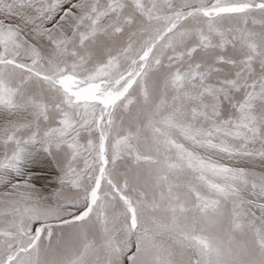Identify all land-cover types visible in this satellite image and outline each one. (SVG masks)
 Masks as SVG:
<instances>
[{
    "label": "snow or ice",
    "instance_id": "1",
    "mask_svg": "<svg viewBox=\"0 0 264 264\" xmlns=\"http://www.w3.org/2000/svg\"><path fill=\"white\" fill-rule=\"evenodd\" d=\"M0 264H264V0H0Z\"/></svg>",
    "mask_w": 264,
    "mask_h": 264
}]
</instances>
